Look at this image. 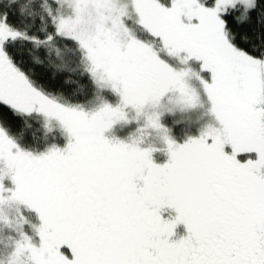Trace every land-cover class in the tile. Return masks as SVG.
Wrapping results in <instances>:
<instances>
[{
	"label": "snow or ice",
	"instance_id": "6c2138e0",
	"mask_svg": "<svg viewBox=\"0 0 264 264\" xmlns=\"http://www.w3.org/2000/svg\"><path fill=\"white\" fill-rule=\"evenodd\" d=\"M0 264H264V0H0Z\"/></svg>",
	"mask_w": 264,
	"mask_h": 264
}]
</instances>
